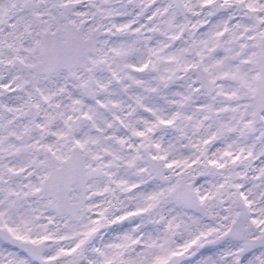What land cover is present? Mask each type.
I'll list each match as a JSON object with an SVG mask.
<instances>
[{
  "label": "snow or ice",
  "instance_id": "1",
  "mask_svg": "<svg viewBox=\"0 0 264 264\" xmlns=\"http://www.w3.org/2000/svg\"><path fill=\"white\" fill-rule=\"evenodd\" d=\"M0 264H264V0H0Z\"/></svg>",
  "mask_w": 264,
  "mask_h": 264
}]
</instances>
